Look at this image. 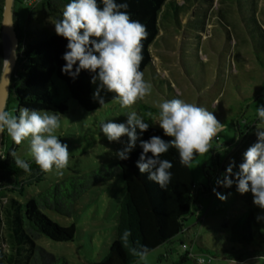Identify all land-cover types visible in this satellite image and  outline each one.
I'll return each instance as SVG.
<instances>
[{
	"label": "rangeland",
	"instance_id": "rangeland-1",
	"mask_svg": "<svg viewBox=\"0 0 264 264\" xmlns=\"http://www.w3.org/2000/svg\"><path fill=\"white\" fill-rule=\"evenodd\" d=\"M171 1L177 5L188 1L193 7L188 13H179V25L173 15H167L170 13L168 7H163L159 15L158 34L150 47L151 67L143 72L145 81L152 84L151 94L128 109L112 102L94 112L83 113L67 96L64 86L58 83V100L66 103L67 110L56 113L60 116L61 127L55 134L68 145V166L62 170L63 175H57L55 170L50 173L38 170L22 177L19 186L5 187L3 201L8 197L22 201L65 177L116 162L117 153L129 148V137L124 135L109 141L100 125L113 121L128 126L126 113L136 111L139 103L159 111V103L179 98L213 112L223 125L212 139L209 152L198 155L191 162L189 169L197 185L206 183L202 174L204 165L213 162L211 174L214 175L220 165L231 162L229 155L239 146L240 140L234 133L237 123L241 132H245L246 121L249 128H264L256 111L259 105H264V0L254 1V15L249 0H211L212 6L208 0ZM12 9L15 26L20 32L25 26L44 28L50 33L55 31L54 21L44 11V0H13ZM218 13L222 16L221 21L216 20ZM253 42H257L254 47ZM6 110L11 115L19 113L13 101L7 104ZM153 126L163 131L154 120ZM134 127L137 140L131 150L136 147L140 134L139 126ZM4 137L10 143L11 137L6 131ZM15 153L21 159L31 158L29 140L23 141ZM118 179L114 177L89 189L77 202L72 217L44 210L60 225L76 223V232L70 241H53L46 236L36 240L39 246L58 258V264H92L105 255L112 239L117 203L122 196ZM218 192L227 199L222 201L216 195L197 194L193 213L184 221L187 229L174 236L171 243L149 251L138 264H173L185 252L181 242L191 247L194 254L182 264H198L199 259L204 264H263L261 257L222 258L231 248L225 241L229 224L239 211L251 204L245 202L244 197L235 196L233 192H238L237 185ZM258 214L263 217L264 208ZM0 231L7 245L9 237L4 225ZM194 240L203 242L205 251H199Z\"/></svg>",
	"mask_w": 264,
	"mask_h": 264
},
{
	"label": "trees",
	"instance_id": "trees-1",
	"mask_svg": "<svg viewBox=\"0 0 264 264\" xmlns=\"http://www.w3.org/2000/svg\"><path fill=\"white\" fill-rule=\"evenodd\" d=\"M210 1L208 0L212 6L213 2ZM254 1L249 0L253 15ZM97 2L102 7L101 0ZM116 2L121 3L125 0H116ZM126 2L129 4L127 11L131 18L144 24L148 31L147 39L142 41L144 47L140 71L144 72L151 67L150 47L158 34L159 15L163 7L169 8L170 13L167 15H173L175 22L179 25V13L181 11L188 13L193 6L188 1L180 5L171 0H126ZM68 3L70 0H44V11L55 23L62 19L64 7ZM3 4L4 0H0V29ZM215 15L216 20H222L220 13ZM258 27L263 31L259 25ZM15 29L19 37V48L16 65L11 75L7 104L13 101L18 109L27 107L63 113L67 110V105L64 101L58 100V83L64 86L67 96L83 113L94 112L114 102L115 94L106 90L100 93L105 100L103 106L93 99L97 85L91 83V79L96 73L81 69L75 79L62 73L61 69L66 64L63 56L68 51V41L65 38L58 36L55 31L50 33L44 28L29 29L25 26L22 32L16 26ZM202 30H204L203 27ZM202 30L200 29L199 32ZM251 38L255 40L254 36ZM256 43L253 42V47ZM2 65L3 52L0 38V73ZM77 66L78 62L74 65L73 71ZM136 112L143 116L146 123H149V128L144 132L140 130L136 147L126 153L127 159L118 158L109 166L101 165L84 174L65 177L22 201L12 197L3 201L5 187L19 186L22 177L40 169L32 157L23 159L31 165L30 174L18 168L11 153L15 152L19 145H16L12 139L8 143V140L3 138L0 159V228L4 225L7 229L9 242L6 245L0 231V264H58V258L39 246L36 240L40 236H46L53 241H70L76 232V223L73 221L68 225H60L48 217L44 210L72 217L77 202L89 189L114 177L119 178L122 196L117 203L116 220L111 228L112 239L105 255L92 264H138L143 253H148L162 244L171 243L174 236L187 229L184 227V221L193 213L197 194L212 196L215 195L214 188L216 192L225 188L216 183L217 179L223 180L222 172L225 173L230 164L234 163L233 173L239 171L244 153L257 142V133L264 130V128H249L250 125L246 121L245 132H241L237 123L234 133L240 140L239 146L229 155L231 162L226 166L220 165L218 172L214 175L211 174L213 162L209 166L204 165L202 174L206 183L200 185L193 181L189 167L180 165L178 150L169 147L168 152L160 158L172 162L173 167L170 169L172 179L167 189H161L158 184L147 178L148 172L141 174L137 167L143 152L140 142L148 141L152 136H159L166 143L173 138L166 136L163 131L153 126V119L148 115L149 112L153 115L158 113L153 107L139 103ZM147 155L151 157L152 154ZM198 155H195L194 159ZM232 178L234 182L231 187L237 185L234 175ZM228 189L225 188L226 191ZM233 193L235 196L244 197L245 202L251 205L239 211L229 224L225 241L231 245V248L222 258L242 260L244 257H261L264 264V216H258L261 207L253 204L250 191L244 194ZM227 222H224V226H227ZM125 229L130 231V235H126ZM196 242L198 250L205 251L203 242L193 241L195 244ZM190 255L194 256L192 248L186 245L184 254L173 264L184 263L190 259Z\"/></svg>",
	"mask_w": 264,
	"mask_h": 264
},
{
	"label": "clouds",
	"instance_id": "clouds-1",
	"mask_svg": "<svg viewBox=\"0 0 264 264\" xmlns=\"http://www.w3.org/2000/svg\"><path fill=\"white\" fill-rule=\"evenodd\" d=\"M101 3L102 7L97 0H70L64 7L62 19L54 23L55 33L68 41V51L63 56L66 64L61 71L73 79L81 69L96 73L91 79V83L97 85L93 99L103 106L105 100L100 93L106 90L115 94L113 100L122 109H128L151 94L152 84L145 81L144 73L140 71L144 47L142 41L147 39L148 31L144 24L131 18L126 0L121 3L101 0ZM77 62L78 66L73 71ZM157 107L159 111L156 115L151 112L148 115L166 136L173 139L167 143L159 136L142 140L140 147L143 152L137 167L141 174L149 173L147 178L150 181L161 189H167L172 179L170 169L173 164L160 157L168 152L169 147H174L178 150L180 165L190 167L195 155L209 152L212 139L223 125L213 112L179 98L165 100ZM256 111L259 120L264 123V105H259ZM126 115L128 126L113 121L100 125L101 132L109 141L118 140L124 135L129 137V148L117 153L121 160L127 159L125 153L137 140L134 125H138L141 132L149 128V123L136 111ZM60 127V116L55 112L21 107L18 115H11L0 105V134L6 131L16 145L29 140L30 155L44 173L55 170L57 175H63L62 170L68 166V145L55 134ZM257 135V142L244 153L239 171L233 173L234 163L230 164L222 174L223 180L217 179L216 183L230 188L234 175L237 191L240 194L250 191L253 203L264 208V130ZM148 153L152 154L151 157H148ZM11 155L18 168L31 173V165L27 161L17 157L15 152ZM213 192L218 199H227L215 188ZM125 233L130 235L128 229H125ZM146 255L147 252L142 254ZM198 264H204V261L199 259Z\"/></svg>",
	"mask_w": 264,
	"mask_h": 264
},
{
	"label": "water",
	"instance_id": "water-1",
	"mask_svg": "<svg viewBox=\"0 0 264 264\" xmlns=\"http://www.w3.org/2000/svg\"><path fill=\"white\" fill-rule=\"evenodd\" d=\"M12 4L13 0H4L0 29L3 52V65L0 73V105H3L5 109L10 92L11 75L16 65L19 48V37L15 29ZM3 138L4 134H0V159L2 156Z\"/></svg>",
	"mask_w": 264,
	"mask_h": 264
},
{
	"label": "built area",
	"instance_id": "built-area-1",
	"mask_svg": "<svg viewBox=\"0 0 264 264\" xmlns=\"http://www.w3.org/2000/svg\"><path fill=\"white\" fill-rule=\"evenodd\" d=\"M181 246L186 249V244L182 243Z\"/></svg>",
	"mask_w": 264,
	"mask_h": 264
},
{
	"label": "bare ground",
	"instance_id": "bare-ground-1",
	"mask_svg": "<svg viewBox=\"0 0 264 264\" xmlns=\"http://www.w3.org/2000/svg\"><path fill=\"white\" fill-rule=\"evenodd\" d=\"M7 46V45H6ZM7 48V47H6Z\"/></svg>",
	"mask_w": 264,
	"mask_h": 264
}]
</instances>
